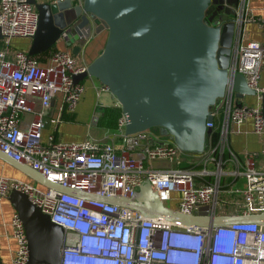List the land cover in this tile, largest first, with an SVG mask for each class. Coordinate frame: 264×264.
Segmentation results:
<instances>
[{"label":"built area","instance_id":"1","mask_svg":"<svg viewBox=\"0 0 264 264\" xmlns=\"http://www.w3.org/2000/svg\"><path fill=\"white\" fill-rule=\"evenodd\" d=\"M253 20L263 23L264 17L248 15V0H238L228 71L243 74L261 101L264 45L243 42V25ZM37 25L38 12L29 0H0V151L67 190L40 188L0 174V200L15 189L63 228L59 264H264L261 224L238 220L210 227L184 225L108 200L133 198L148 181L165 207L186 215L264 212V166L259 154L246 152L242 160L229 144L232 126L248 117L264 140L261 105L238 103L233 86L226 85L205 123L211 132L204 151L197 153L201 169L183 164L184 154L191 153L178 149L169 134L162 138L152 128L125 134L123 113L109 142L90 138L65 142L53 132L44 138L48 124L56 127L64 113L75 111L85 88L73 76L84 72L87 64L78 62L70 50L53 47L45 54L29 55L25 49L11 47L14 39L31 40ZM66 33L62 31L60 39ZM100 89L108 90L102 84ZM55 98L60 103L58 112L48 117L46 111ZM27 113L32 118L22 127ZM156 161L169 166H157ZM240 178L243 182L238 185ZM72 189L88 196L73 194ZM220 193L231 197L220 198ZM11 228L16 249L9 264H26L28 242L16 211Z\"/></svg>","mask_w":264,"mask_h":264},{"label":"water","instance_id":"2","mask_svg":"<svg viewBox=\"0 0 264 264\" xmlns=\"http://www.w3.org/2000/svg\"><path fill=\"white\" fill-rule=\"evenodd\" d=\"M29 1L38 12L29 55L41 54L56 45L64 30L67 33L63 40L74 44L72 53L78 55L81 38L89 39L107 30L101 53L73 80L93 77L107 87L126 117L125 134L159 127L182 152L202 153L211 132L205 123L211 120L209 112L226 85L233 86L238 99L255 95L243 74L228 71L238 0ZM261 111L264 118V92ZM0 158L41 184L67 190L1 151ZM69 191L88 196L81 190ZM7 199L24 226L26 264H59L63 228L25 194L12 189ZM108 200L137 209L145 216L184 225L210 227L242 220L264 226V212L204 216L167 208L148 181L139 186L133 198L116 196Z\"/></svg>","mask_w":264,"mask_h":264},{"label":"crops","instance_id":"3","mask_svg":"<svg viewBox=\"0 0 264 264\" xmlns=\"http://www.w3.org/2000/svg\"><path fill=\"white\" fill-rule=\"evenodd\" d=\"M54 1L55 0H37L39 3ZM79 1L80 0H74V3H78ZM248 15L255 19H262L264 17V0H248ZM243 29L244 43L256 42L264 45V25L262 22L258 20L248 21L243 25ZM106 37L107 30L103 29L99 33L93 34L89 39L81 38L79 40L81 50L79 54L76 55L78 62L83 61L88 65L93 59H95L101 53ZM13 41L19 42L22 47L21 49L27 50L31 40L19 38L14 39ZM73 45L74 44H69L67 40L59 39L54 47L70 50L72 53ZM80 82L84 85L85 90L75 108V111L73 113H64L61 122L56 127L52 124H48L43 130V137L45 138L49 133L53 132L59 140L65 142H79L86 138L109 142L116 136V129L100 127L98 125V118L94 121V117L98 114L97 108L99 104L102 108L108 106L116 107L119 106V104L112 99L98 103L101 96V89L100 85L97 83V79L93 77H85ZM259 84L264 88V67L260 72ZM237 102L248 107H258L261 105V101L258 100L256 95H245L243 98L238 99ZM59 105L58 98H55L50 109L46 111V115L48 117L55 115L58 112ZM39 109V102L36 101L35 110ZM31 118L32 114H24L21 122L22 127H26ZM232 129L233 131L229 135L231 149L237 153L242 160L246 152H257L259 154V162L264 166V140L254 132L252 118L248 117L242 123L233 125ZM115 140H117V138ZM205 144L208 143L205 142ZM199 158L200 154L197 153L184 154L183 164L196 169H201L202 165L198 161ZM188 161H191L192 163L189 164ZM155 164L161 167L169 166V163L166 161H156ZM0 174L8 177L30 180L27 178L28 176L23 178L25 174L21 170L15 168L1 158ZM222 180L225 182V177H223ZM242 182V178L238 179V185ZM223 197L230 198L231 195L224 193ZM14 212L15 209L7 198L0 200V262L2 264L10 263L16 249V244L10 236L12 230L11 218ZM227 212L228 210L218 211V213Z\"/></svg>","mask_w":264,"mask_h":264},{"label":"trees","instance_id":"4","mask_svg":"<svg viewBox=\"0 0 264 264\" xmlns=\"http://www.w3.org/2000/svg\"><path fill=\"white\" fill-rule=\"evenodd\" d=\"M54 47V46H53ZM53 47L49 48L48 50L52 49ZM48 50L42 52L41 54H45ZM100 116L98 117V125L100 127L108 128V129H116L118 120L122 115V111L120 106H108L103 108L100 112ZM213 135L215 133L213 132Z\"/></svg>","mask_w":264,"mask_h":264},{"label":"rangeland","instance_id":"5","mask_svg":"<svg viewBox=\"0 0 264 264\" xmlns=\"http://www.w3.org/2000/svg\"><path fill=\"white\" fill-rule=\"evenodd\" d=\"M11 47H12V48H19V49L22 48L21 45L19 44V42H17V41H12V43H11ZM97 83H98L99 85L101 84L98 80H97ZM100 94H101V96H100V98H99V102H98V103L105 102L106 100L109 101V100H111V99H112L114 102H117L115 96H113L109 90L100 91ZM102 110H103V108H102L101 105L99 104V105H98V108H97V112L100 113ZM152 130H154L156 133H158L162 138H163V136H166V134L162 133L161 128H159V127H153ZM25 177H27V175H26V176H25V175L23 176V178H25ZM27 178H29V177H27ZM29 179H30V180H29L30 182H33L34 184H37L40 188H46V187H47L46 185L41 184V183H39V182H37V181L31 179V178H29ZM223 195H224V194H221V193H220V198H222ZM169 205H172V203H170Z\"/></svg>","mask_w":264,"mask_h":264}]
</instances>
